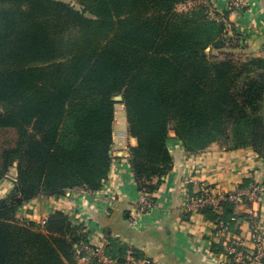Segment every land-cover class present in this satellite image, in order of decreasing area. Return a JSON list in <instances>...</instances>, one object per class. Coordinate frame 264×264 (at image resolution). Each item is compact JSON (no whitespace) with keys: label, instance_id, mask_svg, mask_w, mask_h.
Segmentation results:
<instances>
[{"label":"trees","instance_id":"obj_1","mask_svg":"<svg viewBox=\"0 0 264 264\" xmlns=\"http://www.w3.org/2000/svg\"><path fill=\"white\" fill-rule=\"evenodd\" d=\"M196 1L0 0V130L19 134L0 158V181L13 182L0 199V264L78 263L76 248L89 241L82 226L62 211L44 225L19 213L40 196L101 191L116 97L137 140L130 162L140 191L155 194L173 170L171 132L191 155L217 143L264 162V56H215L225 24L205 6L177 11ZM235 208L200 212L233 226ZM129 248L109 239L106 252L123 262Z\"/></svg>","mask_w":264,"mask_h":264},{"label":"crops","instance_id":"obj_2","mask_svg":"<svg viewBox=\"0 0 264 264\" xmlns=\"http://www.w3.org/2000/svg\"><path fill=\"white\" fill-rule=\"evenodd\" d=\"M211 2L218 11H225V0ZM247 2L246 13L230 12L229 21L241 28L247 54L262 57L264 0ZM170 138L168 146L174 161L173 170L154 194L156 209L143 216L137 227L129 225L139 195L130 162V149L137 146V140L129 134L126 110L120 103L115 107L113 166L103 194L94 198L73 191L53 200L40 196L21 209L20 219L40 224L52 213L68 212L77 205L76 210L83 213L91 229L104 235L107 243L109 239L119 240L157 264H231L225 255V240L232 234L249 239V221L241 216L251 214L264 222V199L262 204L236 207L232 233L223 238L215 236L214 220L187 206L204 188L219 194L234 192L252 183L264 186V162L251 149L228 150L217 143L191 155L174 132ZM12 188V179L0 181V199Z\"/></svg>","mask_w":264,"mask_h":264},{"label":"built area","instance_id":"obj_3","mask_svg":"<svg viewBox=\"0 0 264 264\" xmlns=\"http://www.w3.org/2000/svg\"><path fill=\"white\" fill-rule=\"evenodd\" d=\"M225 2L226 11L228 12H240L241 10H246L249 6L247 0H225ZM108 182L109 179H107V181L103 185V188L98 193L90 194L83 190L74 191H80L85 194L94 196L95 198L96 195L99 196L103 194V190L107 186ZM71 192L73 191H69L68 194H71ZM48 198L53 200L55 198L62 197ZM155 198L156 197L154 194L139 190L135 210L130 214L129 218V225L132 228H135L139 225V222L143 216L150 214L154 211V209H156ZM263 199L264 186L262 184L252 183L234 192L219 194L212 193L210 192V190L204 188L197 198L188 203L187 207L194 212H200L205 208H212L216 213H220L222 212L225 204H232L236 207H249L254 204H262ZM28 204L29 203H27L26 205ZM26 205H24L23 207H25ZM75 206L77 205H74L71 210L64 213L72 219L75 225L82 226L85 231L89 233L88 243L83 242L76 248L78 263L91 264L93 262H96L97 264H157V262L153 259L147 257H138L136 252L131 248L127 250L123 262H119L118 260L111 258L106 252L108 243L104 238V235L97 230L91 229L90 224L82 215L83 213L79 210L77 211ZM253 218L254 219L249 222L250 232L248 240L239 236H235L233 234L232 237H230L232 233V225L229 222L220 220L216 223L215 236L219 238H223L226 236L230 237L228 238V240H225L224 249L225 255L228 257V260L229 262H231V264H264V222L262 218H259L258 216H253ZM46 219L47 218L43 219L40 224L44 225ZM248 244H250L251 247Z\"/></svg>","mask_w":264,"mask_h":264},{"label":"rangeland","instance_id":"obj_4","mask_svg":"<svg viewBox=\"0 0 264 264\" xmlns=\"http://www.w3.org/2000/svg\"><path fill=\"white\" fill-rule=\"evenodd\" d=\"M198 6H205L206 7V14L208 17L215 19L217 22H223L225 24V33L223 35L224 39V49L214 51V55L217 56L219 59H223V53L232 52L235 57L238 59H244L249 57L250 55L247 54L245 51L246 42L243 40L242 33H240V27L236 26V24L231 23L229 21V14L230 12L226 11H218L215 7V4L211 2V0H203V1H196V2H189V4L185 6H180L177 8L178 12H189ZM247 10H241L240 13H246ZM226 14V15H225ZM239 33V34H238ZM236 47L231 49V47ZM120 108V106H118ZM30 133H32L31 128L29 129ZM18 132L12 129H3L0 130V158L2 152L12 148L15 146L19 141ZM17 166V163L14 165ZM17 172L15 169L10 171L11 176H16ZM27 222H31L30 220H25ZM33 222V221H32Z\"/></svg>","mask_w":264,"mask_h":264},{"label":"water","instance_id":"obj_5","mask_svg":"<svg viewBox=\"0 0 264 264\" xmlns=\"http://www.w3.org/2000/svg\"><path fill=\"white\" fill-rule=\"evenodd\" d=\"M206 52L209 53L210 52V48H208ZM115 101L118 102V103H121V102H123V97L122 96L116 97Z\"/></svg>","mask_w":264,"mask_h":264}]
</instances>
